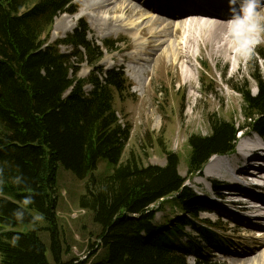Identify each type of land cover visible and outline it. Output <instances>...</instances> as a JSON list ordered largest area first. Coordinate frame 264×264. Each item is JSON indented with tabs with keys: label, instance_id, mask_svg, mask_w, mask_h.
<instances>
[{
	"label": "trees",
	"instance_id": "obj_1",
	"mask_svg": "<svg viewBox=\"0 0 264 264\" xmlns=\"http://www.w3.org/2000/svg\"><path fill=\"white\" fill-rule=\"evenodd\" d=\"M73 1L0 0V264L78 261L65 259L71 249L57 215L60 166L85 183L78 204L100 229L97 246L103 256L90 260L97 254L92 245L91 257L78 264H188L191 254L197 264H214L201 243H181L190 226L206 246L223 240L196 222L202 203L179 173V156L168 153L165 166L144 165L133 154L124 158L131 132L120 123L115 99L129 90L125 75L70 77L72 56L60 45L88 48L95 61L101 58L83 31L50 44L55 19L74 13ZM257 85L255 96L250 89L238 91L244 126L213 115L209 135L189 138L190 175H201L213 157L233 153L241 132L264 136V82ZM101 161L110 166L108 174L96 173ZM26 197L30 204L23 203ZM168 200L182 215L158 226L153 208ZM17 209L24 212L19 221L13 215Z\"/></svg>",
	"mask_w": 264,
	"mask_h": 264
},
{
	"label": "rangeland",
	"instance_id": "obj_2",
	"mask_svg": "<svg viewBox=\"0 0 264 264\" xmlns=\"http://www.w3.org/2000/svg\"><path fill=\"white\" fill-rule=\"evenodd\" d=\"M144 1L139 0V3L143 5ZM153 2H158V0H151L148 3L152 4ZM86 3L87 0H74L73 5L76 11L69 14H60L55 19L49 38L50 44H57L65 41L76 31H83L86 33V42L91 48H96L98 54L101 55V58L95 61L93 55L89 54L88 48H78L76 50L69 45H60L58 48L62 53L72 56L73 69L70 72V77H74L79 81H86L91 75L100 76L104 79V74L110 71L125 75L129 90L124 91L122 96L117 95L115 99V109L118 111L120 123L123 126H128L131 132L124 158L127 159L133 154L144 165L165 166L168 153L177 154L180 159L179 173L187 179L186 185L197 197L201 198L200 201L206 203V209L212 210V213H201L196 222L203 228L216 227L218 235L225 242L223 248L219 250L206 248V256L212 257V262L215 264H240L245 262L246 258L251 256L246 255L244 257L243 255L250 253L252 249L261 244L256 238L258 231L253 229L254 233L250 234L248 232L250 229L246 219L248 216L245 218L240 217L241 206H236V202L230 203L227 198L221 199L224 195L218 197V194H221L220 191H223V194L225 192L229 193L228 191L232 186L225 182L226 178L219 179L218 176L208 178L206 176V170L211 161L204 168L201 175L193 176L189 174L190 147L188 141L193 135L207 136L210 134V117L213 115L226 120H233L240 126L245 125L243 98L238 91L245 88L250 89L255 96L259 93L257 84L260 80L264 82V22L260 24L262 33V36L259 35L258 37L260 42L255 43L251 56L249 55L247 60H243L242 69L244 71L241 72L243 74L239 73L233 77L230 72L231 65L222 60L214 61L217 63L215 64L209 59L207 51L202 46V54L198 52L199 58L194 62L196 69L194 85L198 89L197 91L189 87L180 88L176 75L177 71L172 68L170 69L171 73L158 70L155 72L156 76L148 74L145 78L141 77L140 79L144 78L147 81V86L144 89V86L139 84V78L131 76L133 65L129 62L133 44L137 40L142 42L143 38L134 37L126 29L120 33L109 30L100 32L101 29L92 17V11L86 9ZM170 4H173L172 1ZM177 6L181 5L177 4ZM261 17L264 16L259 18ZM128 21L131 20H127L126 23H129ZM58 23L60 28L56 31V24ZM180 37L178 35L177 39L180 40ZM108 44L110 47L107 48ZM148 53L151 54V52ZM143 56L145 57L141 53L140 57ZM146 57L150 56L147 55ZM85 89V91L90 92L92 87L87 86ZM222 90L230 92L234 99H223ZM188 91L196 93L199 99L195 101L193 97L188 100L186 98ZM245 134L254 136L255 133L247 131L239 134L234 154L238 152L240 142L247 137ZM259 139H261V136H259ZM110 171V166L105 161H101L96 173L102 175L108 174ZM218 182L225 185V188L221 186L222 190H218L220 186ZM212 185H215L214 188ZM211 187L213 190L210 189ZM84 191L85 183L60 166L58 171L59 209L57 215L63 227L64 237L71 249L70 254L65 255V259L67 261L78 259L75 264L86 261L91 257L90 246L92 245H95L94 249L97 254L90 260H96L103 256V250L97 246V236L100 229L93 223L91 214L82 210L78 204ZM237 194L239 193L237 192ZM220 204L223 205L218 206ZM235 208L240 209L237 210L239 213H236ZM153 211L156 213L155 222L158 226H163L170 221L174 223L182 215L181 210L170 200L157 204L154 206ZM184 215L186 216V214ZM38 218L40 219V217ZM43 225L44 223L40 221L38 227ZM262 226L264 227V224ZM31 228L19 227L17 231H27ZM183 231L185 235L181 239V243L193 246H195L193 243H201L204 247V240L198 231L191 226L186 227ZM41 234L43 239L49 242L48 234L44 232H41ZM248 237L250 239H247ZM233 260H236L237 263H233ZM187 262L188 264L197 263L192 256L187 258Z\"/></svg>",
	"mask_w": 264,
	"mask_h": 264
},
{
	"label": "bare ground",
	"instance_id": "obj_3",
	"mask_svg": "<svg viewBox=\"0 0 264 264\" xmlns=\"http://www.w3.org/2000/svg\"><path fill=\"white\" fill-rule=\"evenodd\" d=\"M149 1L151 0L147 2L145 0L143 5L139 0H87L86 3V9L92 11V17L101 29L100 32L109 30L120 33L126 29L134 37L143 38L142 42L137 40L133 44L129 62L133 65L131 76L139 78V84L144 86V89L147 86L144 78L148 74L156 76V71L170 72L172 68L177 71L180 88L189 87L197 91L194 85L196 80L194 62L199 58L198 52L202 54V46L211 61L222 60L230 64L233 77L244 71L243 60L251 56L255 43L246 56L236 48L229 34L230 26L227 22L230 14L226 0H171L173 4H170V0H158L152 4H149ZM191 11H199L206 16L185 15ZM258 11L259 17L264 16V8ZM84 12L86 13L85 10ZM259 17L260 25L264 22V17ZM134 18L137 19L132 20ZM127 20L131 21L126 23ZM59 28L58 23L56 31ZM178 35L181 36L180 40L177 39ZM259 35L262 36L261 31ZM141 53L145 57H140ZM147 55L150 57H146ZM141 77L144 78L140 79ZM193 97L195 101L199 99L196 93L188 91L186 98L189 100ZM222 98L233 100L234 96L230 92L223 91ZM255 135H246L247 137L240 142L235 156L214 157L206 170L208 178L217 176L219 179L226 178L225 182L232 187L229 193L223 194V191H220L221 195H224L221 199L227 198L230 203L236 202V206H241L240 217L248 216L246 217L247 225L250 227L248 232L254 233L253 229L258 231L256 238L261 244L250 253L244 254V257L246 255L251 257L240 264H264V227L262 226L264 203L250 201L257 200L258 196L264 198V140ZM258 188L262 189V192L257 191ZM233 263H237L236 260H233Z\"/></svg>",
	"mask_w": 264,
	"mask_h": 264
},
{
	"label": "clouds",
	"instance_id": "obj_4",
	"mask_svg": "<svg viewBox=\"0 0 264 264\" xmlns=\"http://www.w3.org/2000/svg\"><path fill=\"white\" fill-rule=\"evenodd\" d=\"M227 4L230 14L227 22L230 26L229 34L236 48L246 56L250 53L251 46L260 42L258 37L261 29L258 10L264 8V0H227ZM23 203L30 204L31 197H26ZM13 215L19 221L23 219L24 212L17 209ZM18 239V236L13 237V242Z\"/></svg>",
	"mask_w": 264,
	"mask_h": 264
}]
</instances>
